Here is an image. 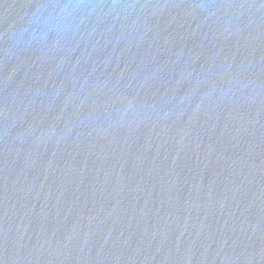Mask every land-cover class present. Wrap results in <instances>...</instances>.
<instances>
[{
  "label": "water",
  "instance_id": "1",
  "mask_svg": "<svg viewBox=\"0 0 264 264\" xmlns=\"http://www.w3.org/2000/svg\"><path fill=\"white\" fill-rule=\"evenodd\" d=\"M0 264H264V0H0Z\"/></svg>",
  "mask_w": 264,
  "mask_h": 264
}]
</instances>
